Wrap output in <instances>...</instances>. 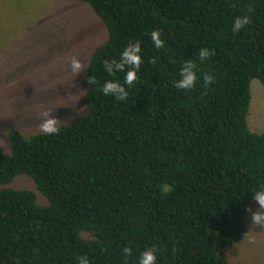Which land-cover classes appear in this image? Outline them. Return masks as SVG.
<instances>
[{
    "label": "trees",
    "instance_id": "16d2710c",
    "mask_svg": "<svg viewBox=\"0 0 264 264\" xmlns=\"http://www.w3.org/2000/svg\"><path fill=\"white\" fill-rule=\"evenodd\" d=\"M77 1L109 38L91 56L84 111L57 134L13 131L10 153L0 150V264H138L148 247L158 264H231L221 250L247 236L264 190V133L248 124L252 81L264 86V0ZM137 42L143 63L130 86L129 67L116 64ZM188 60L199 79L185 90L175 83ZM108 82L125 99L105 95ZM21 175L47 205L9 187Z\"/></svg>",
    "mask_w": 264,
    "mask_h": 264
},
{
    "label": "rangeland",
    "instance_id": "374dc122",
    "mask_svg": "<svg viewBox=\"0 0 264 264\" xmlns=\"http://www.w3.org/2000/svg\"><path fill=\"white\" fill-rule=\"evenodd\" d=\"M109 38L108 28L92 7L77 0H0V150L10 153L13 131L32 136L47 119L67 123L85 109L93 52ZM81 67L75 69L73 60ZM248 124L264 133V86L251 84ZM34 190L41 205L47 198L34 180L21 175L9 185ZM264 211L255 197L246 216L247 236L221 250L231 264H264V224L253 213Z\"/></svg>",
    "mask_w": 264,
    "mask_h": 264
},
{
    "label": "clouds",
    "instance_id": "9594fccd",
    "mask_svg": "<svg viewBox=\"0 0 264 264\" xmlns=\"http://www.w3.org/2000/svg\"><path fill=\"white\" fill-rule=\"evenodd\" d=\"M249 20L250 17L248 16L235 18L233 30L243 28L249 23ZM150 36L151 41L157 49H160L162 46H164L165 42L161 38V34L158 30L152 31ZM141 52L142 47L140 42L129 43L122 52V62L116 64L117 70H123L125 66L129 67L130 70L126 73L125 83L130 86L133 85V82L138 79V73L135 69H139L143 63ZM198 55L199 59L203 61L211 55V52L208 48H205ZM73 66L75 69H79L81 67L80 61L74 59ZM180 75L183 78L176 81L175 83V87L180 89L187 90L192 88L199 79L197 75L196 64L192 60L185 61V66L181 70ZM213 79L214 77L211 74L206 73L204 75V81L206 84L213 81ZM102 91L105 95L110 92H115L117 94L116 98L120 100L125 99L127 96V93L119 82H108L106 86L103 87ZM40 131L48 135L57 134L59 131V128L57 127V121L55 119L45 120L40 125ZM262 188H264V184H262ZM255 199L260 205V209L264 210V190L258 192L255 196ZM253 223L256 225L264 224V211H257L253 213ZM124 252L130 255L132 253V249L126 247L124 248ZM78 264H90V260L87 256H81L78 257ZM138 264H158L156 249L152 247L145 248V250L139 256Z\"/></svg>",
    "mask_w": 264,
    "mask_h": 264
}]
</instances>
